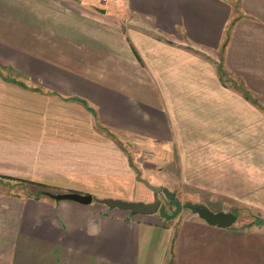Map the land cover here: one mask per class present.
Here are the masks:
<instances>
[{"label":"crops","instance_id":"0c3cea01","mask_svg":"<svg viewBox=\"0 0 264 264\" xmlns=\"http://www.w3.org/2000/svg\"><path fill=\"white\" fill-rule=\"evenodd\" d=\"M0 186V264H264V0H0Z\"/></svg>","mask_w":264,"mask_h":264},{"label":"water","instance_id":"95a60500","mask_svg":"<svg viewBox=\"0 0 264 264\" xmlns=\"http://www.w3.org/2000/svg\"><path fill=\"white\" fill-rule=\"evenodd\" d=\"M150 190L153 191L154 199L152 202H142V201H119V200H106L105 202L109 206H115L120 209L128 210L133 214H152L154 213L160 205V200L157 198L159 193H163L167 199H172L175 195L174 192L170 191L165 186L153 185L146 179L137 176ZM46 195L51 199L56 201L60 200H70L81 204H88L91 202V194H81L77 192H58L49 193ZM190 208L198 215L199 218L204 220L206 223L211 225H216L218 227H229L236 220V214L231 211H213L207 206L194 205Z\"/></svg>","mask_w":264,"mask_h":264},{"label":"rangeland","instance_id":"374dc122","mask_svg":"<svg viewBox=\"0 0 264 264\" xmlns=\"http://www.w3.org/2000/svg\"><path fill=\"white\" fill-rule=\"evenodd\" d=\"M226 79L230 80V78L225 75ZM232 81V80H231ZM186 182L191 181L192 174L191 170L186 171ZM6 189V187L0 186V189ZM172 191V190H171ZM61 191H54V193H58ZM173 192L175 193L174 197L172 199H167L163 193H159L157 195V198L160 200L159 208L156 210L158 211V215H169L170 217H174L179 213L180 215H194L195 212L190 208V206L194 205H203L204 203L198 202L193 200L192 196V186L191 183L187 184H180L176 187H174ZM52 193V192H49ZM250 194H253L250 190ZM153 200V194H150V196L147 198V202H152ZM242 205V206H241ZM227 209L234 210V213L238 216V221H236V224L245 223L248 221H251L255 218V214L251 211L254 210L253 207L248 206L247 204H241V203H227L226 205ZM196 215V214H195Z\"/></svg>","mask_w":264,"mask_h":264},{"label":"built area","instance_id":"2783aa9c","mask_svg":"<svg viewBox=\"0 0 264 264\" xmlns=\"http://www.w3.org/2000/svg\"><path fill=\"white\" fill-rule=\"evenodd\" d=\"M103 1H105V0H103Z\"/></svg>","mask_w":264,"mask_h":264}]
</instances>
